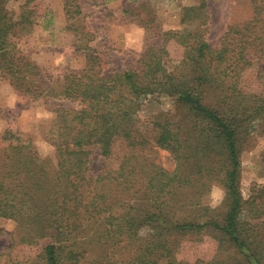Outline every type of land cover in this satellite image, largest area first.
I'll return each mask as SVG.
<instances>
[{
    "label": "trees",
    "instance_id": "16d2710c",
    "mask_svg": "<svg viewBox=\"0 0 264 264\" xmlns=\"http://www.w3.org/2000/svg\"><path fill=\"white\" fill-rule=\"evenodd\" d=\"M65 1L68 30L78 33L82 12ZM6 2L1 76L34 100L74 106L51 122L54 158L30 135L3 133L0 218L13 224L5 264H264V184L248 198L240 190L242 152L264 136V0H249L217 46L206 0L184 7V27L162 32L122 72H106L101 53L81 44L84 69L54 85L18 47L34 10L14 21ZM150 96L172 99L176 114L141 116ZM160 150L174 168L151 160ZM95 152L106 162L98 171Z\"/></svg>",
    "mask_w": 264,
    "mask_h": 264
},
{
    "label": "rangeland",
    "instance_id": "374dc122",
    "mask_svg": "<svg viewBox=\"0 0 264 264\" xmlns=\"http://www.w3.org/2000/svg\"><path fill=\"white\" fill-rule=\"evenodd\" d=\"M202 0H74V7L82 12L80 27L76 33L68 30L65 0H7L6 8L14 12L13 20H19L23 10H34L29 33L17 41L18 47L41 67L47 85L62 80L67 72H81L86 64L87 51L80 48L86 43L96 49L107 61L106 72L126 70L134 64L144 47L154 42L161 44L162 32L181 29L183 8L199 5ZM210 11L207 39L212 46L219 45L228 26L243 18L250 11L249 0H206ZM84 26V27H83ZM86 37L77 41L74 34ZM83 34V35H82ZM69 101L39 98L20 94L10 81L1 76L0 69V144L6 129L30 135L43 158H54V148L46 141L56 110L73 107ZM172 99L150 96L144 101L141 116L172 111L176 114ZM175 116V115H174ZM176 119L180 116H175ZM264 136L242 152L240 190L244 197L254 185L264 184ZM92 168L100 170L105 159L95 152ZM151 160L167 168L175 167L169 151L153 152ZM224 192L215 186L210 194L212 206L218 207ZM13 224L0 218V253L10 246ZM0 264L5 258L0 257Z\"/></svg>",
    "mask_w": 264,
    "mask_h": 264
}]
</instances>
